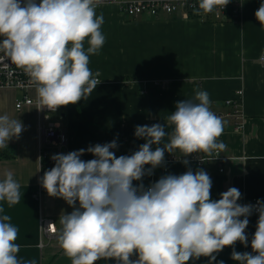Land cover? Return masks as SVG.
I'll list each match as a JSON object with an SVG mask.
<instances>
[{
	"label": "clouds",
	"instance_id": "clouds-1",
	"mask_svg": "<svg viewBox=\"0 0 264 264\" xmlns=\"http://www.w3.org/2000/svg\"><path fill=\"white\" fill-rule=\"evenodd\" d=\"M97 2L0 0V52L30 76L42 108L53 110L87 99L101 82L89 68V57L99 54L106 39ZM221 3L199 0L195 14L211 13ZM255 17L264 30V3ZM210 105L209 93L197 90L193 99L177 102L167 117L170 133L161 123L137 126L135 136L146 142L132 155L117 157L111 151L118 146L114 140L88 147L95 157L88 161L80 158L85 149L51 157L55 165L40 183L50 196L63 198L74 208L60 217L58 235L71 264H95L101 258H115L117 264H187L201 256L209 257L211 264L224 247L237 241L247 246L245 229L253 206L238 203L241 193L235 187L221 193L220 199H211L212 180L204 170L169 174L147 188L133 185L163 164L165 152L211 155L226 149L218 141L224 123ZM23 130L19 119L0 115V148L8 147ZM166 135L169 141L161 146ZM145 165L151 168L145 170ZM19 189L13 173L6 172L0 180V202L18 204ZM256 210L253 251L231 254L239 264H264V204L257 201ZM4 211L0 206V264H22L15 242L18 229ZM134 251L139 258L132 261Z\"/></svg>",
	"mask_w": 264,
	"mask_h": 264
},
{
	"label": "crops",
	"instance_id": "crops-1",
	"mask_svg": "<svg viewBox=\"0 0 264 264\" xmlns=\"http://www.w3.org/2000/svg\"><path fill=\"white\" fill-rule=\"evenodd\" d=\"M261 3L264 0H244L241 19L228 22L184 13L130 17L113 2L96 8L97 15L104 17L101 31L106 39L99 54L89 57V68L101 82L87 99L63 106L68 143L62 154L85 149L80 158L88 161L95 158L87 152L88 147L115 140L118 146L111 151L117 157L132 155L146 142L135 136L137 126L161 123L166 133H170L167 117L176 110V103L193 99L197 90H203L209 93L211 110L224 123L218 141H222L226 149L220 152V158L206 162L202 168L184 162L162 164L153 169L151 175L133 181V185L142 183L147 188L169 174L204 170L211 180L221 182V193L231 187L239 189V204L245 205L254 198L264 201V67L258 62L264 52V30L255 17ZM239 90H243L245 118L241 130H237L236 121L227 116L232 107L226 104ZM2 91L11 93L13 104L3 103L0 115L19 119L23 126L29 124V120L32 124L28 125L30 133L23 130L18 138L9 140L8 147L2 148L0 164V180L11 171L20 185L18 204L9 207L6 202H0L4 214L11 217L9 222L18 229L15 242L20 245V251L17 256L22 264L31 260L36 264H71L58 235L60 217L70 214L73 206L63 198L50 196L47 191L40 204L32 198L40 173L36 109L25 107L17 111L15 102L23 93L12 89ZM168 141L166 135L161 146ZM168 154L165 152V156ZM174 154L181 155L179 150ZM144 167L145 170L151 168L150 165ZM211 199L218 200L220 196ZM75 207H79L78 201ZM43 217L54 220L55 236L50 238L41 230ZM258 219L259 214L248 217L247 246L239 241L234 246H226L214 254L216 259L211 264L219 261L239 264L232 259L233 250L251 253ZM95 264H117V260L101 258ZM187 264H210V259L201 256L190 259Z\"/></svg>",
	"mask_w": 264,
	"mask_h": 264
},
{
	"label": "built area",
	"instance_id": "built-area-1",
	"mask_svg": "<svg viewBox=\"0 0 264 264\" xmlns=\"http://www.w3.org/2000/svg\"><path fill=\"white\" fill-rule=\"evenodd\" d=\"M244 0H222L211 13L195 14L194 8H198L199 0H98L96 8L106 3H117L120 5L121 11L130 17L149 16L158 17L160 14L176 15L178 13L190 14L201 17L206 20L218 22L239 21L242 15V7ZM40 0H37L39 3ZM226 4V5H225ZM258 62L264 67V52L258 57ZM99 80V79H98ZM5 89H12L22 92V97L15 102V109L21 111L25 107H34L37 112V123L39 133V168L40 173L36 187L32 193V198L36 203H41L46 190L40 183L44 172L50 170L55 165L52 160L53 155L62 154L63 149L68 143L67 131L63 125L61 116V106L56 109L43 107L38 100L36 85L24 69L18 67L2 52H0V92ZM226 104L232 107V112L227 116L236 121V129L241 130L245 125L243 105V90L236 92V97L228 99ZM0 148V164L2 162ZM219 155V156H217ZM220 152H214L212 155L192 154L188 156H180L177 154H168L164 157L163 164L172 162H183L187 160L198 168H202L206 162L213 159H219ZM165 167V171H166ZM223 172L224 168H220ZM257 201L264 204L259 198H254L245 205H252V214H259L256 210ZM41 230L48 237H53L57 233L54 220L43 217L40 220ZM43 246V243H40ZM139 258L138 254H131L129 259L135 261Z\"/></svg>",
	"mask_w": 264,
	"mask_h": 264
},
{
	"label": "rangeland",
	"instance_id": "rangeland-1",
	"mask_svg": "<svg viewBox=\"0 0 264 264\" xmlns=\"http://www.w3.org/2000/svg\"><path fill=\"white\" fill-rule=\"evenodd\" d=\"M5 104L10 106L11 104H13V99L11 97V93L10 92H3L1 91L0 92V107H2V104ZM29 124H30V127H31V120H29ZM27 123L24 124V131L26 130V132L30 133V130L28 128V125Z\"/></svg>",
	"mask_w": 264,
	"mask_h": 264
},
{
	"label": "trees",
	"instance_id": "trees-1",
	"mask_svg": "<svg viewBox=\"0 0 264 264\" xmlns=\"http://www.w3.org/2000/svg\"><path fill=\"white\" fill-rule=\"evenodd\" d=\"M1 156L3 157V150L1 149ZM221 182L212 180V187L210 189V198H218L221 193Z\"/></svg>",
	"mask_w": 264,
	"mask_h": 264
},
{
	"label": "water",
	"instance_id": "water-1",
	"mask_svg": "<svg viewBox=\"0 0 264 264\" xmlns=\"http://www.w3.org/2000/svg\"><path fill=\"white\" fill-rule=\"evenodd\" d=\"M61 108L63 109L64 107L61 106ZM61 116H62V118H64L65 117L64 113H62Z\"/></svg>",
	"mask_w": 264,
	"mask_h": 264
},
{
	"label": "bare ground",
	"instance_id": "bare-ground-1",
	"mask_svg": "<svg viewBox=\"0 0 264 264\" xmlns=\"http://www.w3.org/2000/svg\"><path fill=\"white\" fill-rule=\"evenodd\" d=\"M63 113V112H62Z\"/></svg>",
	"mask_w": 264,
	"mask_h": 264
}]
</instances>
